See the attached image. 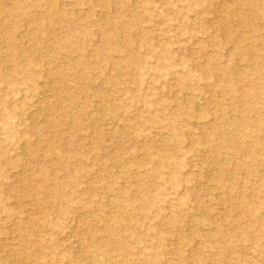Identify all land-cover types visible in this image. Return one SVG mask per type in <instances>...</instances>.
Returning <instances> with one entry per match:
<instances>
[{
    "label": "rangeland",
    "instance_id": "obj_1",
    "mask_svg": "<svg viewBox=\"0 0 264 264\" xmlns=\"http://www.w3.org/2000/svg\"><path fill=\"white\" fill-rule=\"evenodd\" d=\"M94 248L264 264V0H0V264Z\"/></svg>",
    "mask_w": 264,
    "mask_h": 264
},
{
    "label": "bare ground",
    "instance_id": "obj_2",
    "mask_svg": "<svg viewBox=\"0 0 264 264\" xmlns=\"http://www.w3.org/2000/svg\"><path fill=\"white\" fill-rule=\"evenodd\" d=\"M249 94H245V96H248ZM240 150V148H239ZM222 196V195H221ZM210 198V196H209ZM117 197H115L114 195H109L107 198V201L109 204L114 205L117 202ZM212 200V199H211ZM119 201V200H118ZM122 201V200H121ZM120 201V202H121ZM119 206V205H118ZM116 207V206H115ZM121 208V207H120ZM94 216V214H92ZM92 217V216H91ZM94 218V217H92ZM95 219V218H94ZM98 219V218H96ZM19 220V219H18ZM196 220V219H195ZM95 221V220H94ZM197 222V221H196ZM109 243L111 245H113L115 248V245H118V243L116 241H109ZM109 243H107V240L105 241V245H109ZM255 251V250H254ZM252 254V253H251ZM115 259L114 258H109L108 255L101 251H99L98 249H93L92 251H89V253L86 255L85 257V261L87 262V264H113V261Z\"/></svg>",
    "mask_w": 264,
    "mask_h": 264
}]
</instances>
